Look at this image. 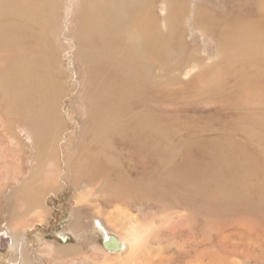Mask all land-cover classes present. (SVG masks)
Masks as SVG:
<instances>
[{"label": "bare ground", "instance_id": "6f19581e", "mask_svg": "<svg viewBox=\"0 0 264 264\" xmlns=\"http://www.w3.org/2000/svg\"><path fill=\"white\" fill-rule=\"evenodd\" d=\"M75 2L78 5L75 15L81 12L82 25L77 26L75 21L70 28L67 25L66 28L67 31L75 29L70 40L83 49L82 57L90 75V103L83 108V112L86 111L91 119L85 134L90 132L92 139L86 140L91 147L81 139L72 149L63 152L65 167L58 177L63 180L70 175L74 178L72 184L85 180L95 186L92 190L105 191L106 199L113 197L120 201L115 202L111 211H96L97 214H92L85 221L79 214L75 215L69 230L56 233L59 245H55L54 240H48L46 247L51 259L64 262L70 258V264H233L231 257L239 253L242 244L244 256L259 262L264 251V224L261 221L243 218L240 214L235 215L233 220L231 218L230 222L215 225L212 220L213 200L228 201L234 208L237 206V213V210L245 208L246 200L256 197V188L250 183L243 184L245 180H241L245 174L237 176L238 171L235 174L225 172V183L213 187L214 176L210 178V173L206 171L208 158L214 152L209 156L210 151H197L194 143L179 140L186 146L180 154L177 139L171 138L170 144L165 134L152 136L148 132L137 131L141 128H129L127 124L137 121L129 119L127 108L131 105L135 108V97L147 90L148 81L151 82V77L147 76L150 67L167 68L168 55H183L186 42L179 29L182 21L190 20V27L194 30L208 31L211 25L222 20L204 8L194 9L189 19L185 9L177 2L171 0L166 5L163 0L162 27L152 8V0H0V89L3 92L4 113L10 121L7 132L3 131L10 148L5 153L0 150V156H9L14 152V146H17L16 150H21L19 135L24 130L34 148L32 160L27 161L33 163L31 169L22 174V179L9 195H4L3 191L1 196L4 195V200H23L28 209L37 214V224L44 222L47 212L42 200L46 192L38 187L41 184L38 182L44 178V169L56 163L57 149L64 142L62 132L58 134L63 91L62 80L52 74L48 58L42 56L39 47L54 29L58 11L63 8L71 13L70 6ZM256 2L258 17L239 19L233 27L227 26L222 30L221 37L223 47L241 53L249 61L248 66L257 68L255 66L261 65L257 74L246 80L243 78L244 81L237 82L235 87L244 94L259 93L264 102V37L255 34L259 30L264 33V0ZM202 33L205 34L204 31ZM194 67L196 64H186L180 71L182 75H188ZM255 105L257 108L258 104ZM256 112L259 114V109ZM12 116L16 121L11 119ZM260 121L263 124L264 117ZM143 124L139 126L147 127ZM249 129L244 128V132L254 134L251 135L254 140L262 139V133H251ZM108 135L119 136L114 146L110 144ZM225 144H219L220 149L215 152H222L221 147ZM234 146H238L237 143ZM259 150L264 154L262 146ZM121 154L124 156L123 163L128 168L133 167L138 176L130 178L116 167L115 157L121 159ZM99 161L104 165L101 166ZM47 162L50 163L45 165ZM1 165L6 166L5 163ZM263 168L264 158L261 165L251 162L250 175ZM113 171L117 173L112 178L110 172ZM76 195V200H83L79 193ZM129 198L159 199L150 201L157 203L158 207H168L161 209L165 217H160L158 221H140L123 205V201ZM196 201H200L204 208L200 215L194 212ZM196 208L201 212L199 206ZM173 211L175 213L167 217ZM223 211L227 212V209ZM19 217L13 216L8 224L2 223L4 231L0 232V235L10 239L7 249L15 252L11 264H37L34 260L39 259L40 253H34L33 257L26 238H23L28 228L32 230L33 222ZM227 236L239 237L240 242H228ZM98 239L100 246L97 245Z\"/></svg>", "mask_w": 264, "mask_h": 264}, {"label": "rangeland", "instance_id": "374dc122", "mask_svg": "<svg viewBox=\"0 0 264 264\" xmlns=\"http://www.w3.org/2000/svg\"><path fill=\"white\" fill-rule=\"evenodd\" d=\"M164 1L166 5L171 2V0ZM172 1L177 2L185 9L189 19L193 10L200 7L199 9L204 8L214 17L221 18L222 20L211 25L210 29L208 31L206 30L207 32L205 29H192L190 27V20L184 19L182 21L179 29L182 30V39L186 42V49L183 53L184 56L182 55L183 58L179 56L180 54L174 53L172 56L168 55L170 56V60L167 62L168 65L165 64L167 68L156 65L150 67L147 76L151 77V82L148 81L150 84H148L147 90L144 91L145 93L142 92L139 97H135L136 101L133 102H137L133 104L135 108H132V105L127 108L128 114L130 113L128 115L129 119L137 121H129L127 124H129V128H141L137 131L143 133L148 132L152 136L165 134L167 135L165 137L168 138L169 143L171 138L177 139L179 143L177 146L181 148L180 154L186 146L181 144L182 142L179 140H186L189 143H194L197 151L200 150L205 153L210 151L209 156L214 152L213 156L207 157L209 160L206 171V173H210V178L212 175L214 176L213 187H218L221 186V183H225L223 182L225 172L230 171L231 174H235V172L238 171L237 176L245 174L241 176V180H245L243 184L250 183L256 188V195L255 193L254 195L257 199H255V197L251 200H246V206L242 209L244 214L242 210H237L236 213L235 209H237V206L234 208V205L228 203V201L226 202V200H213L214 208L212 209V220L215 222V225L224 223L225 221L230 222L231 218L233 220L234 216L239 214L241 217L243 216V218L256 219L264 224V168L259 171L256 170L255 175H250L252 169L249 170V164L251 162H257L258 165H261L264 158V154L260 153L259 150V146L264 148V121L263 124H261L262 122L260 121L262 117H264V102L259 96V93H254V96L248 95L239 91L238 87H235L238 86L237 82H241L243 78L246 80L249 76L257 74L259 69H261V65L255 66L257 68H253L251 65L248 66L249 61H246L241 53H237V51H235L237 49L233 52L232 49L223 47L224 40L221 37V31L227 26L233 27L239 22V19L257 18L258 13L254 5L257 2L256 0ZM152 3V8L154 12L156 11L155 15L157 16V21H159L162 26L164 21V12L162 13L161 9L163 0H152ZM77 6L76 2L72 3L70 6V10H72L71 13L70 11H64L63 8L58 11L54 29L51 30L50 34H47L46 39L43 41V45L39 47L42 56L45 59L48 58L49 68L52 74L62 80L60 84L63 91V97L61 99V108H63V110H61L58 118L61 121L59 124L60 132H58V134L62 132V136H64L62 147L58 148L56 152L58 155L55 153L57 156L56 165L53 164L52 167L47 166L44 169V178L42 180L40 179L38 182L41 183L38 187L46 192L42 200V206L46 208L47 213L42 225L37 224V220L35 219L37 214L35 215L32 213L23 200H4V195H9V192L15 188V184L19 183L23 175L32 167L31 165L33 163L31 161L28 163L27 161L29 159L32 160L31 152L34 151V148H32V144L29 143L27 132L25 130L20 132L19 139L21 140L19 144L21 145V150H16L17 146H14V152L9 154V156H0V232L4 231L2 223H9L13 216L14 218L21 216L18 219H27L26 222H33L31 227L32 230L28 228L23 238H26L32 256L34 253H40L39 259L34 260L37 264H70V258L64 262L51 259V254L48 253L46 247V244L49 242L48 240H54L53 243L59 245L60 242L56 233L61 230H69L75 215L79 214V217L85 221L92 214H97L96 211L102 213L111 211L115 206V202L120 201L114 200L113 197L106 199L105 191L103 192L100 190L97 192L92 190L95 186L89 185L85 180L72 184L74 178L72 179L70 175L64 177L63 180L58 177L65 167L62 157L63 152L68 148L72 149L74 144H78L81 139V141L84 139L83 142L91 147L86 140L92 139L90 138V132L86 133L87 135L85 134L87 126L91 123V119L86 111L85 113L83 112V108L87 105L89 106L90 103V99L88 98V92L91 89L90 75L82 57L84 53H82L83 49L80 48V46H76L78 45L77 42L75 45L70 40L75 29L74 31H67V28H70L75 21L77 22V26L82 25V22L80 23L81 16H79L81 12L76 14L78 17L75 19ZM251 21L253 22L254 20ZM237 26L239 25L237 24ZM202 31H204L205 34H203ZM261 31L263 30H259V32L255 34L264 37V33ZM42 35L44 36V33H42ZM186 64H196V67L191 70L190 74L182 75L183 72H181L180 69L185 67ZM240 71L242 72L240 73ZM179 75H182V77ZM244 75L247 77L245 78ZM236 76L239 78H236ZM234 79L237 84L234 82ZM246 95L247 98L245 97ZM2 97L3 92L2 89H0V140L3 141V143L0 144V150L5 153L10 147L7 144V138L3 131L5 129V133L7 132L10 121L9 117L4 113L5 105L3 104ZM138 98H141V100H138ZM255 104H258L257 108ZM258 109L259 114L256 112ZM62 112L65 114H62ZM123 118L124 116L120 118V122ZM11 119L16 121L14 116H12ZM252 121L257 122L255 123ZM143 123H145L147 127H140L144 125ZM166 127H168V129ZM244 128H250L249 130L251 133H262V139L254 140V136H251L254 134L244 132ZM108 136L110 138V144L114 146L119 136ZM13 142H16V140H13ZM221 143H226L227 145L225 144L221 147L222 152H215L216 149H220L218 147H220L219 144ZM235 143H237L238 146H234ZM112 155L115 156V154ZM119 159L118 156L115 157L117 168L125 171L130 178L138 176L133 167L128 168V166L123 163L124 156H122L120 160ZM98 160L102 161L101 159ZM3 163L6 164L5 167H2L1 164ZM8 163L9 165H7ZM49 163L50 162H47L45 165ZM103 163L104 162H100L101 166L104 165ZM224 163L225 165H223ZM228 168H230V170H228ZM110 173V176L113 178L117 172L113 171ZM203 177L206 178L205 176ZM250 177L255 179H249ZM2 192L4 195L2 194L1 196ZM77 193H79L80 197L83 196V200H76ZM150 200L159 199L148 200L145 198L139 200L136 198H129L123 201V205L126 206L125 209H128V211L133 213L140 221H158L160 217H165L161 209H168V207H158L157 203ZM198 200L201 201V199ZM200 201H196V206H199L202 210L200 212L196 206H194L195 215H200L204 211ZM262 202L263 204L261 205ZM216 209L219 210L217 211ZM226 209L229 213L223 211ZM231 209H234V211ZM11 213L13 214L10 215ZM172 213L174 214L175 211L168 213L167 217L171 216ZM226 213L227 215H224ZM71 214L72 216H69ZM0 238L2 240L0 244V264H11L15 252L7 249L8 240L10 239L3 235ZM214 240L216 241V238H214ZM227 240L228 242H240L239 237L233 238L227 236ZM71 241L73 242V239ZM99 244L100 241L98 239L97 245L100 246ZM241 246L239 253L237 252L231 257L233 258L231 259L233 264H264V251L262 252L263 254L260 261L255 263L252 259H247L244 256V246L242 244ZM83 247L86 248L85 246ZM83 247L82 251H84Z\"/></svg>", "mask_w": 264, "mask_h": 264}, {"label": "water", "instance_id": "95a60500", "mask_svg": "<svg viewBox=\"0 0 264 264\" xmlns=\"http://www.w3.org/2000/svg\"><path fill=\"white\" fill-rule=\"evenodd\" d=\"M2 235H3V234H2ZM2 235H0V237H1ZM3 236L5 237V235H3ZM1 241H2V240H1V238H0V244H1Z\"/></svg>", "mask_w": 264, "mask_h": 264}]
</instances>
